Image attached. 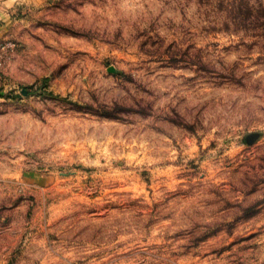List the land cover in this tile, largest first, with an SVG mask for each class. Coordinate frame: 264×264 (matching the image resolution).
<instances>
[{"label": "rangeland", "instance_id": "rangeland-1", "mask_svg": "<svg viewBox=\"0 0 264 264\" xmlns=\"http://www.w3.org/2000/svg\"><path fill=\"white\" fill-rule=\"evenodd\" d=\"M0 26V264H264V0Z\"/></svg>", "mask_w": 264, "mask_h": 264}, {"label": "crops", "instance_id": "crops-1", "mask_svg": "<svg viewBox=\"0 0 264 264\" xmlns=\"http://www.w3.org/2000/svg\"><path fill=\"white\" fill-rule=\"evenodd\" d=\"M2 29V27L0 26V30Z\"/></svg>", "mask_w": 264, "mask_h": 264}]
</instances>
